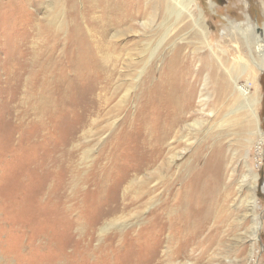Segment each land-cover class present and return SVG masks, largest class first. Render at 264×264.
Returning <instances> with one entry per match:
<instances>
[{
	"label": "rangeland",
	"instance_id": "374dc122",
	"mask_svg": "<svg viewBox=\"0 0 264 264\" xmlns=\"http://www.w3.org/2000/svg\"><path fill=\"white\" fill-rule=\"evenodd\" d=\"M83 2L88 0H55L48 8L44 4L37 12L40 31L24 43L22 50L17 45L21 32L15 30L10 35L2 27L10 25L11 20L0 18V264H264V141L257 138V144L248 147L231 126L217 130L209 116L194 118L206 121L203 130L213 127L208 131L206 149L203 147L204 159L198 165L203 168L204 161L216 151L217 158L209 159L207 164L213 181L217 182V171L222 169L225 217L217 224H208L204 234L214 238L192 242L180 249L182 254L173 252L166 243V233L148 242L150 236L143 228L147 218L169 202L170 191L176 192L186 181L193 165L191 154L202 146L207 131L177 132L169 141L170 149H165L164 160L151 169L145 168L147 162L138 157L140 150L134 153L133 140L125 138L129 133L121 132L122 124L126 117L132 119L140 97L166 70L173 48L199 43L197 24L183 17V22L191 26L178 35L183 22L172 25L173 20L166 22L151 13L125 27L114 21L109 3L101 8L105 12L102 16L101 9L88 12ZM192 15L193 19L203 18L208 46L218 58H226L233 50L230 36H241L237 26L245 32L253 26L256 34L264 33V0H194ZM9 18L23 20L17 14ZM165 22L170 33L158 47L165 35ZM74 27L92 45L91 51L84 52L87 61L77 55L76 48L62 56L56 50L47 54V42L57 35L74 39ZM33 50L41 59L42 55L52 57V63H32ZM244 50L249 54L247 47ZM201 52L202 56L209 54L207 47ZM197 66L195 60L192 70ZM203 76L196 84L195 105L204 88ZM255 88L262 140L264 71ZM43 98L48 99L46 107H42ZM140 138L135 143L137 149L145 143ZM218 144L221 152L216 149ZM174 154L180 157H174L170 164ZM107 161L111 171L118 168L101 199L90 178L98 165ZM135 168L140 172L135 174ZM250 174L259 176L253 211L246 203L244 186L245 181L249 184ZM173 253L177 257L172 258Z\"/></svg>",
	"mask_w": 264,
	"mask_h": 264
},
{
	"label": "bare ground",
	"instance_id": "6f19581e",
	"mask_svg": "<svg viewBox=\"0 0 264 264\" xmlns=\"http://www.w3.org/2000/svg\"><path fill=\"white\" fill-rule=\"evenodd\" d=\"M53 1L55 0H8L6 3L0 2V18H8L11 20L10 25L7 23L8 25L2 27L3 30L8 32L10 35H12V31L15 30L20 31L22 34V38L20 39L21 41L17 42L19 49L22 48L24 43L30 42V40L33 39L34 36L37 34V32L40 31L39 28L41 24L39 19L37 18L38 10L44 4L48 8V6H50ZM69 1H71V3H75L77 0ZM108 3L111 5L109 12L111 15H113L114 21L117 22L119 25L125 27L129 23L137 22L141 18L151 13H154L155 15L160 17V19H165L166 22L167 20H173L174 24L172 25H176L177 23H179V21L183 22V17H185V19L191 20L190 22L192 25L194 22L197 24L199 43L196 46L190 43V47L182 45L177 48H173L172 55H170L171 57L166 70L162 72L158 80H155L154 83L150 84V86L147 87V90L141 96L142 98L140 97L138 101L134 116H131L132 119L127 117L124 119L122 124L123 130H121V132L129 134L133 131V135H125V138L129 142L130 140H133L131 144L132 148L134 149V153L140 150L138 157L140 158V160L147 162V164L144 163L145 168L151 169L154 168L159 161L164 160L163 156L165 153V149H170L169 147L172 143L170 144L169 141L176 135L177 132H180L183 129L188 133H190L191 131H196L197 129L207 131L206 136L204 137L205 141L204 139L202 140V146L196 147L195 151L191 154L193 165H191L188 169L189 176L187 179H185L186 181H182L183 183L181 184V187L177 189L176 192L170 191L171 199L167 200L169 202L164 204L163 206L165 207L162 206L161 209H158V211L153 209L155 210V212L152 213L150 217L148 216L149 218H147L145 222V227L142 226L143 228L147 229V233L150 236L148 242L153 243L155 236L161 237L163 233H166V243L171 246L173 252L177 251L182 254L180 252V249L186 248V246H188L192 242L194 244H199L209 241L210 238H212L214 235L210 236L204 234L208 227H210L208 226V224L210 223V221H213V224L219 223V221L225 217L222 214L226 210V201L222 198L223 192L221 191V188L224 185L223 175L221 172L222 169L217 171L216 182L212 180V171L209 169L210 166L207 164L209 163V159H212L213 157L217 158L216 151L210 158L204 161L203 168L198 165L199 161L204 159L202 156L205 152V150H203V147L204 149H206V141L209 140L208 137L210 135L208 131H211L213 127L211 126L210 128H205V130H203L204 126L206 125V121L200 119L194 120V118L197 116H200L201 118H203L204 116L211 117V122L217 124V130H223L225 128L228 129L229 126H231V128L238 135L237 137L241 140H244L246 146L248 147H250L252 143L255 144V140L257 138H259V142L264 141V139L261 140L263 135L259 131L257 113L259 98L255 88L259 78V74L264 71V33L260 31L259 33L257 32L258 34H256V29L253 26L251 27L250 32H245L243 30L241 31L240 26H237V30L241 33V36L239 37L236 34H232V36H230V43H233V50L229 52L226 58L223 59L214 56V49L208 46V30L205 26L203 18L199 16L198 18L193 19L192 14L194 0H88L87 6H85L84 4L83 5L86 7V9L89 10L88 12H90L106 7L107 5H109ZM6 8H8V10H5ZM100 12H102V16L105 14V12H103V9H101ZM14 14L19 15V17L23 18L25 22L20 19L18 21H15L9 18L12 17ZM82 18H84V16ZM166 22L163 25H166ZM191 24H189V22H183V24L180 26V31L178 32V35L190 28ZM140 25L142 28L146 27L144 23ZM77 28L78 27H74L72 29V36L74 37V39L72 40H68V36L59 37L57 35L58 37L56 36L52 38V41L47 42L48 47L45 48L47 54L49 51L56 50L59 51L60 56H62L63 54L65 55L67 52L71 51V49L76 48V50L78 49L76 51L78 52L77 55H80V58H84L86 60V53L84 52L86 50H89L92 45L89 44L88 41L85 42L84 39H82L81 33H79ZM169 29L170 28L166 25V28L164 29L165 35L158 42V47L165 42L166 38H168L167 35H169L170 33ZM47 35L45 34V37ZM221 37L223 38L227 36L223 35ZM84 38L86 39V37ZM203 47H207V50L209 51V54L207 56H202L204 55L203 52H201L203 50ZM245 47L248 48L249 54L244 50ZM219 48L220 47L218 46V49ZM185 50H191V52L188 51L184 54L183 52ZM32 52L34 55L31 58L32 63L42 65L52 63V57L42 55L43 58L41 59L40 54H34L36 53L35 50H33ZM81 60L79 59V61ZM195 60L198 62V66L197 70L194 71L192 70V67ZM80 63H82V61ZM91 63L94 64L93 60L91 61ZM204 72H207V74L203 76ZM202 76L205 77L203 84L204 88L199 92V104L195 105L197 98L196 84L198 79ZM42 97L43 93H41L40 98ZM41 100L43 101L42 107H46V105L48 104V99L43 98ZM224 122H226V125L224 124ZM141 136L145 140H143L145 143L142 144L140 149H137L135 143L137 142L138 137ZM238 138L236 139L239 140ZM120 139L121 138H119V140ZM216 149H218V152H221L222 146L218 144ZM175 156L176 154L171 156L170 164L174 162L175 158L179 159L180 157ZM108 162L109 161H107V163L105 164H99L97 168L95 167L97 171H94L95 169H93L94 175H92V179L90 178L91 185L95 187L94 190L97 195L99 194L100 197L103 195L104 191H106V185H111V177L113 173L115 174V169L118 168L116 167L111 171ZM116 164L118 165V163ZM127 165L125 168L128 167ZM219 168H221V166ZM124 172L126 173L128 171ZM133 172L137 174L138 172H140V170L137 168ZM135 174L133 176H137ZM115 176L116 175H113V177ZM257 176L250 174L249 184H247V181H245L244 185L246 186L247 191V194H245V198L247 199L246 203L248 204V206H250L251 211H253V209H255L257 206V199L255 198V191L257 188ZM174 178L176 177L174 176ZM244 179H246V177H244ZM119 184L121 185L120 182ZM118 189L119 188H117V190ZM150 189L149 191H151ZM108 190L111 191V189ZM166 190L169 189L167 188ZM146 192L148 193V191ZM113 195L115 194H112V196ZM144 200L145 199H143V201ZM156 202L157 201L155 200V203ZM252 219L255 220V217L252 216ZM252 230L253 240H256L255 228H253ZM200 240L203 241L200 242ZM252 242L253 241H251L250 244L251 249L254 246ZM175 256L177 257V255L173 253L172 258H175ZM187 256L189 257L190 254H187Z\"/></svg>",
	"mask_w": 264,
	"mask_h": 264
}]
</instances>
